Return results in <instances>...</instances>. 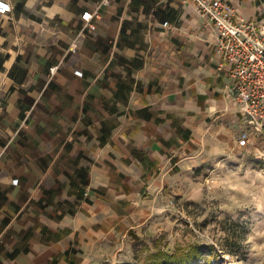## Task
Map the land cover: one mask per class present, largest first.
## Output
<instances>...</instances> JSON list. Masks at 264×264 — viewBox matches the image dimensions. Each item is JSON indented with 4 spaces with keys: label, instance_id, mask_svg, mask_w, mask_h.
Here are the masks:
<instances>
[{
    "label": "crops",
    "instance_id": "1",
    "mask_svg": "<svg viewBox=\"0 0 264 264\" xmlns=\"http://www.w3.org/2000/svg\"><path fill=\"white\" fill-rule=\"evenodd\" d=\"M6 1L0 264H90L143 226L145 193L242 132L236 80L193 1ZM223 1L264 20V0Z\"/></svg>",
    "mask_w": 264,
    "mask_h": 264
},
{
    "label": "rangeland",
    "instance_id": "2",
    "mask_svg": "<svg viewBox=\"0 0 264 264\" xmlns=\"http://www.w3.org/2000/svg\"><path fill=\"white\" fill-rule=\"evenodd\" d=\"M250 130L246 147L240 131L145 193L143 226L101 243L90 264H264V127Z\"/></svg>",
    "mask_w": 264,
    "mask_h": 264
},
{
    "label": "built area",
    "instance_id": "3",
    "mask_svg": "<svg viewBox=\"0 0 264 264\" xmlns=\"http://www.w3.org/2000/svg\"><path fill=\"white\" fill-rule=\"evenodd\" d=\"M185 1L196 3L218 30L217 51L236 80L234 95L241 105L244 122L250 127L238 139V146L246 147L253 134L250 129L261 131L264 127V20L235 19L233 9L223 0ZM10 11V3L0 0V15ZM98 15V10L82 15L85 27L92 32L97 29L93 18ZM164 26L168 27L169 23L165 22ZM76 48L75 44L70 47L73 51Z\"/></svg>",
    "mask_w": 264,
    "mask_h": 264
},
{
    "label": "trees",
    "instance_id": "4",
    "mask_svg": "<svg viewBox=\"0 0 264 264\" xmlns=\"http://www.w3.org/2000/svg\"><path fill=\"white\" fill-rule=\"evenodd\" d=\"M193 260H196V258H195V257H190L189 259H186V260L184 261V263H189V262H191V261H193Z\"/></svg>",
    "mask_w": 264,
    "mask_h": 264
}]
</instances>
